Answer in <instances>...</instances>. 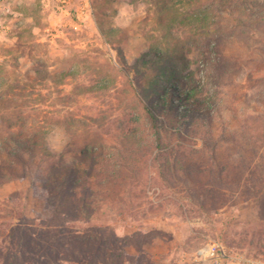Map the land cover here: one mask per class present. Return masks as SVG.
Listing matches in <instances>:
<instances>
[{
  "label": "rangeland",
  "instance_id": "obj_1",
  "mask_svg": "<svg viewBox=\"0 0 264 264\" xmlns=\"http://www.w3.org/2000/svg\"><path fill=\"white\" fill-rule=\"evenodd\" d=\"M182 1L10 0L0 33V162L10 125L19 139L44 143L65 176L94 170L108 191L121 171L130 180L117 208L94 186L81 220L34 187L37 155L30 178L6 174L3 235L21 227L44 254L60 223L105 238L87 259L64 249L36 256L35 245L17 264H191L210 241L264 263V0L223 6L210 37L180 23L205 0ZM8 238L0 236L5 253Z\"/></svg>",
  "mask_w": 264,
  "mask_h": 264
},
{
  "label": "trees",
  "instance_id": "obj_2",
  "mask_svg": "<svg viewBox=\"0 0 264 264\" xmlns=\"http://www.w3.org/2000/svg\"><path fill=\"white\" fill-rule=\"evenodd\" d=\"M180 1L184 2L182 0ZM215 1L216 0H209L207 1L209 2L208 4L206 0L204 2L201 1L198 7L199 9L197 11L188 12L180 23L182 25L193 26L195 28V33H198L199 36L204 37L209 35L210 37L213 35L211 34V26L213 27L219 24L217 14L219 13V11L223 10V6H228L227 8L230 9L231 12H235L238 9H245V6H247V2H249V5H251V2L248 0H219V2ZM187 4L193 5L194 2L193 0H187ZM256 5L260 6L262 5V3L257 2ZM169 9L170 7L167 8V10ZM179 58L184 59L183 55ZM217 63L219 64V61ZM224 63L225 62H221L219 65L216 64V67H224L227 69L229 65ZM146 109L151 121V126L154 130L155 141L158 145L157 148L162 151V148L160 147L162 135L161 130L158 127L157 117L152 111L151 107H147ZM7 129L8 136L3 140L2 144L4 146V153L7 154L8 158L5 161L0 162V168L2 171V173L0 174L1 181L4 180L3 178L6 174V176H15L23 179L30 178L32 176V173L34 174L35 172L31 168L30 163H28L30 160L29 158L37 155L38 158L37 156L36 158L39 161L37 165V172H41L42 175L41 177L39 176L40 184L38 185V181H34L33 185L34 187L45 190L46 193L43 194H45L46 199L57 210H63L65 212L67 211L72 215L75 212L73 218L85 220V210L90 208L89 202H91L92 200L91 196L93 195L94 191L93 187L97 185L100 188L103 187V189L105 190L104 192H101L99 189V198H102L103 196L104 198H108L109 200H111L113 208H117L118 205H120L121 199L124 198V196H122V193L124 191L123 188H125L127 181L128 183L130 182V180H127L128 177L127 179L126 177H124V171H121L115 178H112L110 180L112 182L111 184H113L110 191H108L109 189H105L103 180L95 183L94 177H96L98 173L94 172V170H84L80 172L77 171V173H74V171H70L69 174L65 176L64 173L62 171H58V167L54 165L51 159L52 157H54V155L44 143H41V141H37V139H19L18 134L15 135L13 134V132H11L10 125H7ZM90 154L87 153V155ZM48 159H50V164L49 167L46 168L44 167V165H46V161H48ZM75 174L76 179L74 178ZM99 198L96 200L97 202L101 201V199ZM98 208H100V206H98ZM59 226V232L56 233L55 236H52L51 240V243L54 244V248L53 250L46 251V254L43 253L44 243L42 241H35L33 235L29 232L27 233L26 230L22 229L21 227H16V233H5L3 235V233L0 232V236H2L5 241L9 237L8 242L10 244L9 250L8 252L6 251V253L2 251L3 249H0V261L3 264H6L9 258H12V262L15 264H17L19 260L24 261L26 260L24 255L25 252L27 251L28 254L33 253L35 245H38V250L35 253L36 256H59L60 254L58 252V249H64V251L66 250L68 254L74 256L75 260H80L81 257L87 259V257H85V253L88 252L91 248H95L96 251L99 250L101 240L105 239L104 237L100 236V233L94 236H89L86 232L80 233L74 231L69 225L67 226L63 223H60ZM8 231L12 232V228L8 227ZM97 232L100 231L97 230ZM76 249L80 250L82 256L78 257ZM102 251L103 250H101V252ZM97 254V256L94 257L97 258L96 260H99L100 253ZM103 255H105V253H103Z\"/></svg>",
  "mask_w": 264,
  "mask_h": 264
},
{
  "label": "built area",
  "instance_id": "obj_3",
  "mask_svg": "<svg viewBox=\"0 0 264 264\" xmlns=\"http://www.w3.org/2000/svg\"><path fill=\"white\" fill-rule=\"evenodd\" d=\"M12 14L10 0H0V33L9 29L8 19ZM235 260L242 264H264L251 258L232 254L221 241H210L200 247L191 264H231Z\"/></svg>",
  "mask_w": 264,
  "mask_h": 264
}]
</instances>
